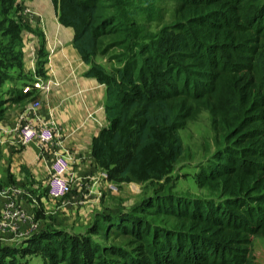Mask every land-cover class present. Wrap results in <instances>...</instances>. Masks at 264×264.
<instances>
[{
  "label": "trees",
  "instance_id": "trees-1",
  "mask_svg": "<svg viewBox=\"0 0 264 264\" xmlns=\"http://www.w3.org/2000/svg\"><path fill=\"white\" fill-rule=\"evenodd\" d=\"M167 1L174 19L160 26L154 0H53L86 75L106 88L96 167L112 184L150 183L152 193L96 213L83 233L44 229L0 247V264L27 255L42 264L254 263L253 241L264 238V0ZM14 2L0 0L9 45L20 31ZM6 67L0 60V85ZM204 111L214 148L195 179L206 194L158 185L183 156L179 132Z\"/></svg>",
  "mask_w": 264,
  "mask_h": 264
},
{
  "label": "crops",
  "instance_id": "crops-1",
  "mask_svg": "<svg viewBox=\"0 0 264 264\" xmlns=\"http://www.w3.org/2000/svg\"><path fill=\"white\" fill-rule=\"evenodd\" d=\"M13 9L17 43L9 45L8 34L0 37V60L7 65L0 85V247L12 248L46 228L70 232L90 225L102 195L114 189L92 156L94 137L108 125L106 88L86 75L74 29L60 23L53 0H15ZM41 121L54 140L21 144L18 125ZM58 157L67 161L71 192L43 202L40 189L47 193Z\"/></svg>",
  "mask_w": 264,
  "mask_h": 264
},
{
  "label": "rangeland",
  "instance_id": "rangeland-1",
  "mask_svg": "<svg viewBox=\"0 0 264 264\" xmlns=\"http://www.w3.org/2000/svg\"><path fill=\"white\" fill-rule=\"evenodd\" d=\"M154 3L155 10L158 11L160 17L158 25L163 26L170 24L174 19V3L167 0H154ZM143 8H145L144 5ZM22 13L24 15L23 6ZM12 17H15V14ZM154 26L155 24H152L153 28ZM97 62L105 65L106 68L110 66L109 64L107 65L105 59L99 58ZM179 134L184 147L183 156L175 165L174 169L167 175L168 182H161L160 184L155 183V186H157V184L162 186L168 183L170 186H173L174 190L177 192L188 193L193 196H204L206 193L198 188L195 174L197 172V165L210 156L214 148V133L210 127V117L208 113L205 111L202 112L197 120L190 122ZM112 186L114 189L111 190L110 193H104L102 195L100 209L96 211L97 213L104 211L112 212L117 208L130 209L140 206L143 198L152 193L151 189L153 187L150 183L138 185L128 182L113 184ZM39 198H41L43 202H46L52 197L43 189H40ZM93 212L91 214L92 217H94ZM88 226L89 225L82 223L76 227H70L69 230L72 234L83 233ZM46 227H51V224ZM64 227L67 228L69 226ZM251 252L253 254V264H264V238L254 239ZM42 262L40 255L20 257V264H42Z\"/></svg>",
  "mask_w": 264,
  "mask_h": 264
},
{
  "label": "built area",
  "instance_id": "built-area-1",
  "mask_svg": "<svg viewBox=\"0 0 264 264\" xmlns=\"http://www.w3.org/2000/svg\"><path fill=\"white\" fill-rule=\"evenodd\" d=\"M42 89H46L43 85ZM19 141L23 145L32 143L47 144L54 140L52 129L41 121L39 125L33 126L28 122H22L17 127ZM67 161L58 157L53 161L52 174L48 179L46 191L52 198H63L71 192V186L67 177Z\"/></svg>",
  "mask_w": 264,
  "mask_h": 264
}]
</instances>
